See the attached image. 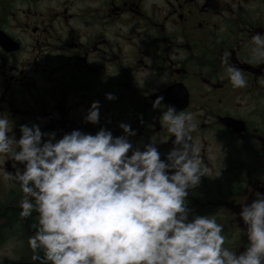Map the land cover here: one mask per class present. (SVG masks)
I'll use <instances>...</instances> for the list:
<instances>
[{
  "label": "flooded vegetation",
  "instance_id": "obj_1",
  "mask_svg": "<svg viewBox=\"0 0 264 264\" xmlns=\"http://www.w3.org/2000/svg\"><path fill=\"white\" fill-rule=\"evenodd\" d=\"M256 32L264 33V0H0V115L10 118L16 138L21 124L58 138L100 126L116 136L124 122L136 131L134 146L154 139L163 158L174 137L151 109L162 95L193 113L192 136L208 168L188 207L215 213L226 246L242 251L236 213L264 194V63L247 62ZM225 52L242 69L245 88L228 82ZM92 101L100 103L97 125L82 122ZM15 168L0 157V172ZM20 197L17 184L0 180V264H39L27 245L36 213L21 217Z\"/></svg>",
  "mask_w": 264,
  "mask_h": 264
},
{
  "label": "clouds",
  "instance_id": "obj_2",
  "mask_svg": "<svg viewBox=\"0 0 264 264\" xmlns=\"http://www.w3.org/2000/svg\"><path fill=\"white\" fill-rule=\"evenodd\" d=\"M248 63H264V33L249 37ZM221 57L233 89L247 86L241 68ZM160 82H164L161 76ZM105 99L115 100L112 93ZM156 96L172 147L163 154L158 142L134 143L135 129L124 122L114 136L105 126L94 133L79 128L42 131L33 123L19 126L0 115V157L16 163L0 180L18 185L21 217L36 213L37 227L27 245L39 264H264V194L240 204L236 215L244 227L242 251L226 246L224 225L214 214L188 207L189 191L208 171L202 146L193 138L194 115ZM100 103L92 101L82 122L97 125ZM143 123V120H140ZM20 165L22 167L17 166ZM43 255H37V251Z\"/></svg>",
  "mask_w": 264,
  "mask_h": 264
},
{
  "label": "water",
  "instance_id": "obj_3",
  "mask_svg": "<svg viewBox=\"0 0 264 264\" xmlns=\"http://www.w3.org/2000/svg\"><path fill=\"white\" fill-rule=\"evenodd\" d=\"M19 264H25V263H19Z\"/></svg>",
  "mask_w": 264,
  "mask_h": 264
}]
</instances>
